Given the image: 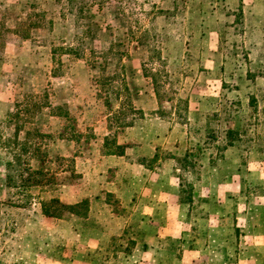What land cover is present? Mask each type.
<instances>
[{"label": "rangeland", "instance_id": "rangeland-1", "mask_svg": "<svg viewBox=\"0 0 264 264\" xmlns=\"http://www.w3.org/2000/svg\"><path fill=\"white\" fill-rule=\"evenodd\" d=\"M252 7L0 0V264H145V254L170 264L182 251L176 229L141 225L152 212L144 188L157 174L180 177L182 200L191 197L187 236L199 241L216 203L199 194L216 193L217 181L238 175L264 205V10L256 20ZM169 122L186 132L178 155ZM160 141L167 147L154 155ZM51 198L88 203L77 208L84 215L44 216ZM168 206L160 222L174 217Z\"/></svg>", "mask_w": 264, "mask_h": 264}, {"label": "crops", "instance_id": "crops-1", "mask_svg": "<svg viewBox=\"0 0 264 264\" xmlns=\"http://www.w3.org/2000/svg\"><path fill=\"white\" fill-rule=\"evenodd\" d=\"M241 1L252 5L254 17L256 20L260 18V14L264 10V0ZM151 100V109L143 112L145 116H152V112L157 107L158 103L156 99L153 97ZM142 109H145L144 106H142ZM155 122L159 123L156 120ZM165 128L174 133L175 136L180 135V140L175 139L170 142V145L174 148V152L172 153L174 155L183 153V149H186V141L183 140V135L186 137V132L182 130V126L176 122H169L165 125ZM163 145L164 141L153 142V154L167 147ZM137 148L139 149V147ZM125 154H127L126 149L118 157L121 158ZM171 158V156L169 158L164 157L165 165L166 162L172 163ZM136 169L149 170L154 173V170L146 169L141 162L137 164ZM229 176L227 178L230 180L217 181L215 187L216 193L211 192V194L209 189H204V192L199 194L205 198V201L211 200L212 202L213 199L216 200L214 207L209 210L210 212L207 215L208 222L206 224V231L209 232L210 236L203 241H199L195 236H187V231L193 228L192 224L186 219L190 202L186 204L182 200V194L179 188L180 182H176V179H178L177 175L171 173L166 176L163 173L162 175L157 174L150 187L144 188V194L147 193L149 196L147 200L151 205L152 212L151 218L148 221L144 220L141 225L145 229L146 227L163 231L176 229V235H173V237H177L179 239V245L182 246V251L178 250V252L168 255L170 264H264V205H254L255 196H252L251 192H245V185L243 187L240 186V177L238 175L233 173ZM208 178L209 176L206 174H202L201 176L202 182H206V186L209 182L207 181ZM247 179V184L250 185L248 183L249 176ZM230 195L234 197L230 198L232 197ZM169 204H172V208L174 206V209H176L171 211L174 213V217L171 218V221H168L170 218L167 217L164 219L166 221L160 222L159 220L163 218H160L159 216L161 215H158L157 212L162 213V215L168 213L170 208L168 206ZM166 206L169 208L163 209ZM158 208H161V211H158ZM229 219H231V222L227 223ZM157 233L158 235H162L160 231H156L154 233V237L156 238ZM230 233L231 235H229ZM181 235L183 236L181 237ZM144 242L150 243L146 239H144ZM217 246L220 249L215 251L214 248ZM230 246H233V248L231 249ZM142 259L148 260V263L145 264H162L160 260H163L160 259L158 254H145L142 256Z\"/></svg>", "mask_w": 264, "mask_h": 264}, {"label": "trees", "instance_id": "trees-1", "mask_svg": "<svg viewBox=\"0 0 264 264\" xmlns=\"http://www.w3.org/2000/svg\"><path fill=\"white\" fill-rule=\"evenodd\" d=\"M187 107V104H186ZM179 114L177 112H175V116L179 118L178 116ZM226 133H236L234 130L231 131H226ZM124 153V151L122 150L120 152V154ZM187 154H185L184 156V161H188L187 158ZM14 162H6L5 164V182H6V186L10 187L12 184V182L14 181V176L11 172V170L14 169ZM22 177V176H21ZM179 177V176H178ZM180 178V177H179ZM22 180V179H21ZM181 186L182 183H181ZM186 202H191V197L190 195L187 196L186 198ZM88 203L87 199H82L79 202L73 203V204H66L63 203L62 201H60L58 198H51L47 201H42L40 204V208H41V212L44 216H49V217H55V218H61L64 216V212H67L69 214H80V215H84L85 212H80L77 210L78 207L86 205ZM129 244L133 245L134 244V240H131L129 242Z\"/></svg>", "mask_w": 264, "mask_h": 264}]
</instances>
